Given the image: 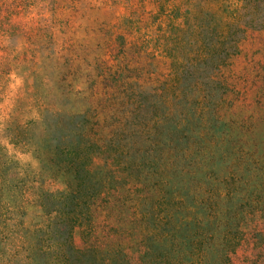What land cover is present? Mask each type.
<instances>
[{
	"label": "rangeland",
	"instance_id": "rangeland-1",
	"mask_svg": "<svg viewBox=\"0 0 264 264\" xmlns=\"http://www.w3.org/2000/svg\"><path fill=\"white\" fill-rule=\"evenodd\" d=\"M237 1L236 50L220 66L191 60L189 17L176 35L150 29L185 63L172 92L167 58L119 27L129 10L155 8L148 0H0V204L50 243L67 234L57 196L75 188L103 229L124 232L107 240L132 264L193 248L202 264H264V0ZM97 60L118 72L102 79ZM158 194L170 220L156 226ZM71 239L82 245L78 230Z\"/></svg>",
	"mask_w": 264,
	"mask_h": 264
},
{
	"label": "trees",
	"instance_id": "trees-1",
	"mask_svg": "<svg viewBox=\"0 0 264 264\" xmlns=\"http://www.w3.org/2000/svg\"><path fill=\"white\" fill-rule=\"evenodd\" d=\"M132 1L130 0V2ZM148 1L155 8H145L142 13L136 9L129 10L122 16L119 27L125 31L126 35L131 37L135 45L142 49L143 54L155 57L165 56L167 58L169 76L164 82V86L172 92L181 84L182 74L185 72V63L180 55H175V47L170 45L163 47V44H154L152 41L153 32L150 29L154 30L157 27L165 26V33H167L165 30L168 29V33L172 31V35H176L178 28L180 30L189 17L193 36L191 42L194 45L193 55L191 56V60H194L193 62L199 65L208 64L210 58L215 57L214 65L220 66V64L226 62L225 58L235 53L236 41L232 39L231 31L227 29V25L230 26V22H235L239 18L240 5L237 0H206L209 5L207 11L195 7L182 8L180 0ZM144 16H147L148 19L152 18L153 22L149 23ZM122 34L120 32V36ZM177 42L180 41L178 40ZM102 62L101 60L95 62V68L97 67L101 71L99 75L102 79L106 80L112 77V74L118 72L117 70L114 71L111 65ZM119 73L122 76V70ZM122 79L118 84L127 83ZM223 85L227 84L224 82ZM79 147L80 144L71 147L76 164L82 162L81 156L83 154L77 152ZM91 148L97 149L98 145L93 144ZM64 149L59 151L69 153L71 151ZM75 172L78 173L77 170ZM75 192V188H70L57 196L58 199L56 200L59 202V208L56 212V222L67 227V234L61 239L50 243L47 241L48 239L41 238V234L38 231L35 232V229L25 228L22 221L12 215L11 206L1 203L0 264H38L36 261L38 254H49L48 256H50V260L42 264H132L121 247L112 246L115 243L114 240L112 242L107 240L114 234L124 235V232L119 227L111 229L113 230L112 234L109 229H103L104 225L102 224L101 227L97 221L96 205L92 202L93 200L75 195ZM174 200L173 203H170L171 207L178 203L176 199ZM156 201V207L154 206L152 210H149L147 215L150 216L149 219L154 217L156 226H159L163 223L162 221L167 220L168 222L170 215L166 208H162V195L158 194ZM157 206L163 216H159L156 213ZM143 217L146 219V214ZM41 227L39 231L44 235L47 234L48 226L43 225ZM151 227L149 223H146L141 231L144 235L153 234L156 228L154 226ZM75 230H78L80 234L81 246H76L71 239V234ZM99 232H102L101 236ZM35 235L38 238L36 243L34 240ZM108 244H112V247ZM139 255L141 256L142 252ZM200 255L201 253H199V258H197L198 251L194 248L184 255L167 254L160 251L155 254L152 264H202ZM140 256H138V259L142 263Z\"/></svg>",
	"mask_w": 264,
	"mask_h": 264
}]
</instances>
